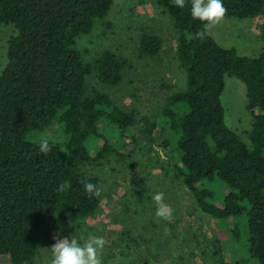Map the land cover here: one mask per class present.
Masks as SVG:
<instances>
[{
    "label": "trees",
    "instance_id": "trees-1",
    "mask_svg": "<svg viewBox=\"0 0 264 264\" xmlns=\"http://www.w3.org/2000/svg\"><path fill=\"white\" fill-rule=\"evenodd\" d=\"M156 1L173 19L186 72L185 89L170 94L161 111L162 146L204 212L223 223L245 214V231L237 230L239 221L231 229L241 257L220 259V264H264V49L241 55L209 32L203 40H189V34L203 28L191 17L190 0L183 9L173 0ZM113 3L0 0V26H14L0 73V254L11 264L34 259L36 233L49 217L83 218L95 212L100 197H89L84 184L99 187V179L80 166L114 151L112 139L122 141L137 123L135 112L107 93L90 91L87 84L92 73L104 85L120 84L126 58L106 49L88 63L76 47L79 36L108 17ZM223 4L224 18L264 12V0ZM162 43L159 35L145 33L139 50L157 55ZM227 76L247 86V108L254 117L250 145L225 122L221 95ZM55 122L65 141L48 140L51 151L42 154L29 134ZM63 182L69 187L57 191ZM214 185L225 190L221 203Z\"/></svg>",
    "mask_w": 264,
    "mask_h": 264
},
{
    "label": "rangeland",
    "instance_id": "rangeland-1",
    "mask_svg": "<svg viewBox=\"0 0 264 264\" xmlns=\"http://www.w3.org/2000/svg\"><path fill=\"white\" fill-rule=\"evenodd\" d=\"M263 23L264 12L247 18L226 17L209 33L223 47L254 56L264 49ZM13 31V25L0 26V73L7 64V44ZM145 33L162 38L157 55L140 52ZM177 38L172 17L156 0H114L108 17L78 37L76 47L88 63L106 49L126 58L120 84L104 85L96 73L88 76L87 84L90 91L107 93L117 105L135 112L137 123L122 141L112 139L114 151L80 166L99 179L102 194L95 212L83 218L49 217L36 233L39 251L26 264H50V248L56 238L75 236L80 240L89 233L106 241L103 264H220V259L241 257L231 229L239 221L237 230L245 231V214L223 223L204 212L162 146L161 111L170 94L186 87ZM221 99L226 124L250 145L254 117L247 108L246 84L227 76ZM59 125L55 122L44 131H34L29 139L40 142L46 136L63 142L65 135ZM214 188L221 203L225 190L221 185ZM161 191L173 210L171 223L155 216L152 195ZM0 264H11L10 258L0 254Z\"/></svg>",
    "mask_w": 264,
    "mask_h": 264
},
{
    "label": "clouds",
    "instance_id": "clouds-1",
    "mask_svg": "<svg viewBox=\"0 0 264 264\" xmlns=\"http://www.w3.org/2000/svg\"><path fill=\"white\" fill-rule=\"evenodd\" d=\"M186 0H173L176 7L183 9ZM191 17L199 20L203 24L201 31L189 34L188 39L203 40L210 29L218 25L226 15L227 9L223 4V0H190ZM39 151L42 154H47L51 151L49 141L46 136L40 139ZM69 184L63 182L59 185L57 191H64ZM85 193L89 197H100L102 189L93 183L84 184ZM152 200L155 203V216L158 220H163L168 223L173 221V210L165 203V193L156 192L152 195ZM165 232L168 229L165 228ZM106 241L102 236L89 233L86 238L78 240L75 236L71 238H56V242L50 248L52 258L50 264H103L102 252Z\"/></svg>",
    "mask_w": 264,
    "mask_h": 264
}]
</instances>
